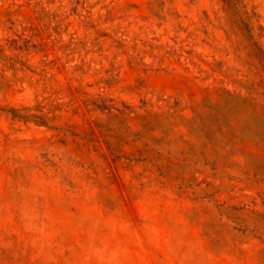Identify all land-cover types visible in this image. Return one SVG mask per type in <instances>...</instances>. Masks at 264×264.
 <instances>
[{
    "label": "rangeland",
    "instance_id": "1",
    "mask_svg": "<svg viewBox=\"0 0 264 264\" xmlns=\"http://www.w3.org/2000/svg\"><path fill=\"white\" fill-rule=\"evenodd\" d=\"M239 9L0 0V264H264V0Z\"/></svg>",
    "mask_w": 264,
    "mask_h": 264
},
{
    "label": "trees",
    "instance_id": "2",
    "mask_svg": "<svg viewBox=\"0 0 264 264\" xmlns=\"http://www.w3.org/2000/svg\"><path fill=\"white\" fill-rule=\"evenodd\" d=\"M224 2L229 6L230 9L234 10L235 12H237V14H240V5H241V0H224ZM245 29L249 32H251V28H250V24L248 22H245L244 20H242V17H240ZM10 113L13 115V117L15 118H19V119H24L27 120L29 117H33V118H38L40 119L37 123L38 124H46L47 122H45L42 116H29L27 114H23L22 110L19 109H11Z\"/></svg>",
    "mask_w": 264,
    "mask_h": 264
}]
</instances>
